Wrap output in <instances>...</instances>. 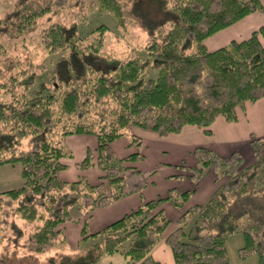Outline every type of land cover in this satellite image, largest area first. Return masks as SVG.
I'll return each mask as SVG.
<instances>
[{
    "label": "trees",
    "instance_id": "1",
    "mask_svg": "<svg viewBox=\"0 0 264 264\" xmlns=\"http://www.w3.org/2000/svg\"><path fill=\"white\" fill-rule=\"evenodd\" d=\"M75 1L15 0L13 9L0 16V34L24 37L37 16ZM83 1L110 12L121 27L146 23L145 52L126 57L106 52V25L82 33L75 20L52 21L37 30L41 45L59 52L52 68L9 54L0 44V89L10 92L0 98V166L20 163L22 178L20 185L0 190V241L8 239L24 252L42 251L65 241L62 225L80 219L76 209L84 217L81 236L96 238L78 252V264H99L103 254L114 252L122 253L127 264H161L151 250L162 239L174 264H229L225 241L237 232L244 238L240 256L256 254L258 264H264V139L259 137L251 139L254 159L245 166L238 151L221 157L206 146L194 148L198 163L181 165L195 182L205 167L224 166L225 180L205 201L184 207L194 189L172 187L98 230L87 228L95 208L140 192L150 182L133 165L142 153L119 157L110 145L125 128L137 125L163 135L192 124L209 133L217 116L234 121L238 107L264 96L263 24L214 49L204 43L247 14L264 13L262 0ZM152 4L163 17L154 15ZM36 67L50 80L33 87ZM154 69L155 76L150 74ZM79 133L96 137V151L88 149L77 165L96 164L97 181L60 176L63 159L72 151L57 139ZM130 140L139 138L132 134ZM165 201L182 210L167 233L171 220ZM8 228L12 232H5Z\"/></svg>",
    "mask_w": 264,
    "mask_h": 264
},
{
    "label": "rangeland",
    "instance_id": "2",
    "mask_svg": "<svg viewBox=\"0 0 264 264\" xmlns=\"http://www.w3.org/2000/svg\"><path fill=\"white\" fill-rule=\"evenodd\" d=\"M264 4V0H262ZM15 6V0H0V16L5 15ZM148 7V4L145 5V9ZM154 10L155 16L163 17L164 13L157 8L156 5H150ZM77 21L80 30L82 33L85 31L87 32L89 29L94 27L99 23H104L106 25L105 30V43L104 47L106 52L114 53V55L126 57L131 54H144L145 48L143 44L145 43L146 37L149 34V27L146 23L140 24L137 22L133 25L128 27H121L116 24V20L113 15L104 10H99L95 5L90 7L87 5V2L83 0L75 1L65 6L52 8L49 11L39 15L35 18L33 22V28L31 31L25 32V36H17V37H7L4 34H0V44L4 50L12 55H18L23 59H33L34 63H44L47 67L52 68L53 62L58 57L59 52L53 51L48 52L39 42V34L38 29L42 26L48 25L52 21ZM258 20V16H249L246 20L242 22H235L227 26L225 29L220 30L219 32L215 33L211 37H220L225 43L229 40L235 39H242L248 34H250V28H257L259 26L255 25V22ZM253 30V29H252ZM251 30V31H252ZM29 34H32L31 37ZM205 41V40H204ZM131 53V54H130ZM35 70V78L33 87L38 86L39 82L50 80V76L45 73V71H39L38 67L32 68ZM157 70L154 69L150 74L155 76ZM15 90H20V88H15ZM10 96V92H4L3 89H0V98L5 97L6 99ZM57 106V103L55 104ZM243 108L238 107L237 109L241 111ZM220 126H218V129ZM153 133L154 130H149ZM218 136H222L223 131L219 130L215 132ZM132 134L138 135V133L133 132L130 127L125 128L124 134L121 139L117 142H114L113 145L116 148V155L121 156L120 154V147L122 146L123 141H125V137L130 140ZM159 135V134H156ZM139 136V137H138ZM137 137L140 139V142L133 144L136 140H132L129 144L132 146H136L140 153L143 154V159L145 161L134 162L138 164L145 172L150 174L151 170L149 169L153 167H158V170L155 172V175H152V178L157 181V186L154 189H161L162 185H166L168 183L165 178L164 174L170 173L169 178H172L173 186H180L181 181L180 178L177 176L181 169L186 172L185 167L176 166L175 163H187L189 162L190 156L189 154H181L180 152L183 149L175 148L169 146L167 151H162V146H165L166 142L172 143L174 140L173 138H164L163 136L161 140L156 137L151 138L150 134L138 135ZM73 137V134H66L61 136L57 141L67 149L72 148V141H76ZM257 138L252 136L251 139ZM223 139H225L223 137ZM250 139V142H251ZM263 139V138H262ZM117 140V139H116ZM197 140V138H194ZM89 141V140H88ZM115 141V140H113ZM112 141V142H113ZM111 145V144H110ZM251 145V144H250ZM89 150L92 148L90 146ZM112 147V146H111ZM134 147L126 148V153L132 152L136 149ZM262 151L264 152V145ZM252 149V147H251ZM88 150V149H87ZM93 153L96 149L91 150ZM214 151V150H213ZM236 151V150H235ZM215 152V151H214ZM239 152V151H238ZM217 153V152H215ZM120 154V155H119ZM218 154V153H217ZM242 154V153H241ZM219 155V154H218ZM253 155V151H252ZM221 156V155H220ZM254 156V155H253ZM222 157V156H221ZM184 158V159H180ZM247 157H245L246 160ZM129 163V162H127ZM165 165V167H163ZM172 167L170 168V166ZM245 161L243 162L242 166H245ZM78 166V165H77ZM79 167V166H78ZM223 165H218L215 170H205L200 190L197 192L199 194H192L194 190L191 191V196L195 201H203L206 197L204 195L210 190V183H209V176L213 173L215 176L214 182H219L222 178H226L223 175ZM81 170L87 168H81ZM78 168V169H79ZM82 175V174H80ZM79 175V176H80ZM92 175V172L90 173ZM202 176V175H201ZM67 178V177H65ZM75 179V177H70ZM77 178V177H76ZM99 179V178H98ZM184 179V178H183ZM71 180V179H69ZM96 181V180H94ZM93 181V182H94ZM22 182V178L20 175V163L17 164H5L0 166V190L10 187H15L20 185ZM189 181L183 182V187L189 186ZM221 185V184H220ZM219 185V186H220ZM218 186V187H219ZM21 219L18 220L20 224H22ZM190 223L186 224V228L189 226ZM88 228V226H87ZM89 229V228H88ZM11 229L8 228L5 230L10 231ZM12 232V230H11ZM244 244L243 235L240 232L230 234L225 241L226 253L228 255L229 264H258V256L256 254H249L245 257H241L239 254V247ZM14 245L8 239H2L0 241V264H78L77 256L79 253L74 250L69 240L59 241L56 240L54 244L49 245L44 250L39 252H24L21 249L13 248ZM51 259H55L56 262H53Z\"/></svg>",
    "mask_w": 264,
    "mask_h": 264
},
{
    "label": "crops",
    "instance_id": "3",
    "mask_svg": "<svg viewBox=\"0 0 264 264\" xmlns=\"http://www.w3.org/2000/svg\"><path fill=\"white\" fill-rule=\"evenodd\" d=\"M249 16H258V20L255 22V25L257 26H260L262 24L264 25V13L259 11L251 12L246 16H244L243 18H241L239 21L242 22L246 20V18H248ZM250 29L252 30L254 28L251 27ZM212 35L207 37L204 41L205 45L209 49H214L225 44V41L220 39V37H211ZM218 126H220L219 129ZM129 127L133 130V132L138 133V135L140 136L148 133L150 134L151 138L156 137L159 140H161L163 136H166L164 138L167 139L173 138L174 141L172 143L166 142L165 146H162L161 150L167 151L168 150L167 148L171 146V147L179 148V150L183 149V151L180 153L184 154L185 152V154L187 153L190 156L189 162L187 163L181 162L178 164L175 163L176 166H182L181 164L184 165L197 164L198 159L193 153V150L196 146H206L212 149V151L214 150L215 152H217L222 157L228 156L234 150L239 151L243 155L245 164H248L254 159L250 145L251 137L255 136L264 139V96L254 102H246L241 111L237 109V119L234 121H228L222 116H217L214 119V121L209 125L210 128L209 133L205 132L203 128L197 127L192 124L183 125L180 131L178 132H171L163 135L158 133L157 131H154L155 133H153L152 131H149L150 129L143 128L137 125H130ZM219 130L223 131L222 136H218L215 133ZM122 137L124 136H120L119 138H117V140L115 139V141L111 142V146L115 152L117 151L113 143L117 142ZM223 137L225 139H223ZM72 138L76 140V141H72V145H71L72 148H70V150L72 151V156L63 159L64 162L66 163V167L60 171V176L63 179L69 180L72 179L70 177L76 178L80 174H82L86 176L90 181H94V180L97 181L101 173V170L97 167L96 164L84 170H81L77 166V162H79L85 156L87 149H89L88 146H90L93 150L96 148L97 140L95 135L79 133V134H73ZM194 138H197V140H194ZM130 142L131 141H129V139L125 137V141H123L122 146L120 147L121 156L128 154L126 153V148L134 147L132 145L133 144L136 145V143L140 142V139L139 141L133 142L132 145L129 144ZM136 148L137 147L135 146L134 149ZM134 151H139V150L136 149ZM245 157H247L246 160ZM180 159H184V158H180ZM145 160L146 159H143L142 161ZM133 165L140 168L146 174L148 180L150 181L149 184L146 187H144L140 192H134L122 196L121 198L117 199L116 201L112 202L109 205L95 208L91 216H89L87 219V226L90 232L100 229L108 222L120 217L121 215L128 212L130 209L136 207L141 202L147 199L156 198L158 196L165 195L172 187H175L178 190H184L188 188L194 189V193L192 192L191 193L195 195L199 194L197 192L200 190L201 182L204 177L203 174L199 178V180L195 182L192 179V176L190 175L189 171L186 170V168H185L186 172L183 171V169H181L180 171L182 172L179 173H182V175L184 176L179 177L180 180L183 182L189 181L190 184L185 188L183 187V182H181L180 186H173L174 184H172L171 181L172 178H169V175L171 174L167 173L164 174V178L168 183H166V185H162L161 189L159 188L154 189L157 186V181L152 178V175L156 174L155 172L158 170V167H153L149 169V171L151 170L150 171L151 173L148 174L145 172L146 170H143L138 164L133 163ZM163 167H165V165H163ZM171 167L172 165L170 166V168ZM211 169L215 170L211 166H207L203 169V173L205 170H211ZM91 172L92 175H90ZM214 180H215V176L212 173L209 176V180H208L211 187L210 190L207 192V196L206 194L204 195V197L206 198L203 201H205L218 188V186L225 180V178H222L219 182H214ZM194 196H191L190 194L184 207L190 206L195 203L203 202V201L193 200ZM163 207L166 215L171 220L170 224L168 225L165 231V233H167L175 226H177L176 220L178 219L182 210L180 207L174 205L170 201H165L163 203ZM74 213L75 216L77 218L79 217L80 219L70 220L65 222L62 225V232L64 234L65 240L66 241L69 240L71 242V245L74 248V250H76L77 252H81L83 248H86L89 244L93 243L96 238L93 237L83 238L81 236L82 220L84 217L76 209H74ZM151 255L161 264H174L172 251L163 239L160 240L154 246V248L151 250ZM99 264H127V262L122 253L114 252L112 254H103L99 259Z\"/></svg>",
    "mask_w": 264,
    "mask_h": 264
}]
</instances>
